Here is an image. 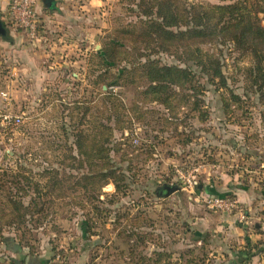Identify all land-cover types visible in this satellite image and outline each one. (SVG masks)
<instances>
[{
	"label": "rangeland",
	"instance_id": "1",
	"mask_svg": "<svg viewBox=\"0 0 264 264\" xmlns=\"http://www.w3.org/2000/svg\"><path fill=\"white\" fill-rule=\"evenodd\" d=\"M32 1L38 40L18 28L26 49L0 48V264H264V54L230 40L239 24L209 40L182 26L223 2ZM163 3L184 34L166 44L152 26ZM198 50L225 82L201 73ZM148 61L190 70L198 88L153 102ZM112 166L120 191L103 181Z\"/></svg>",
	"mask_w": 264,
	"mask_h": 264
},
{
	"label": "trees",
	"instance_id": "2",
	"mask_svg": "<svg viewBox=\"0 0 264 264\" xmlns=\"http://www.w3.org/2000/svg\"><path fill=\"white\" fill-rule=\"evenodd\" d=\"M223 4L214 7L215 10L204 7L201 5H198L196 9H198V13L195 15V17L191 16V20L184 22L182 24L183 27H190L192 25V28L187 31V36H193L197 38L202 39H213L215 36L219 37H226L227 36V30L230 28V26H234L235 24H239L238 31L236 34L232 36H228L230 40L238 45V48H241V45H247L251 44V46L256 48V51L258 48L260 51L264 54V44L260 47H258L256 44L259 43V38H262L264 40V27H262L260 24L258 25L257 22L253 21H263L262 19H259L257 16L259 13H263L264 11H257L253 14V12H249L247 10L246 1L241 0L237 1L236 3H229L230 0H221ZM172 8L166 3H163L159 6L158 9V18L161 22L153 23V28L156 30L155 35L163 38V43H167V40L171 39H180V36H184L183 33H181V26L179 21V16L174 11L171 10ZM217 14V15H214ZM215 16V17H214ZM197 18V21H196ZM214 21H217L216 24ZM248 21V22H247ZM180 26V27H179ZM256 29H253L252 27H255ZM172 28H176L177 31L176 35L172 33ZM0 37L5 41H11V38L8 36V34L3 33V31L0 29ZM213 42V40H212ZM163 44V45H164ZM165 46V45H164ZM242 49V48H241ZM198 53L201 54V52L198 50ZM260 52V54H261ZM104 60L110 61L108 63L109 67L116 66V63L114 61L109 60L110 57L107 56V53L105 52ZM203 60L201 59L198 67L201 68V73L206 76L207 78H218L222 80V82H225V77L222 74V68L219 63H213L212 60L207 57L203 56L201 54ZM258 57V56H257ZM197 59V58H196ZM149 63L145 65L144 70L146 79L149 80L150 84L149 87L146 90L145 95L152 97L153 102L157 103H163L164 105H167L169 100L171 99L170 91L173 89H183L188 88V85L191 84V88L197 89L198 86L193 82L195 80V74L191 73L188 69H182L179 66L174 65H166V66H160L156 61H148ZM106 64V63H105ZM143 65V66H144ZM150 68V69H148ZM140 69H128L127 67L122 70V72L125 73H131V71H139ZM193 84V85H192ZM200 84V82H199ZM211 84V83H209ZM204 86L200 85L199 88L202 89ZM171 89V90H170ZM166 91H168L166 93ZM172 92V91H171ZM163 96H167L163 97ZM110 141V139H109ZM108 141V143H109ZM108 155L109 158L112 157V153L115 151L113 148L109 147ZM111 160V159H110ZM112 170L106 171V173L103 175V181L105 184L113 183L115 185V188L117 191L121 190V182L125 181V175H117L115 166L111 168ZM115 169V171H114ZM163 192L167 193V189H162ZM23 248L21 244H18Z\"/></svg>",
	"mask_w": 264,
	"mask_h": 264
},
{
	"label": "built area",
	"instance_id": "3",
	"mask_svg": "<svg viewBox=\"0 0 264 264\" xmlns=\"http://www.w3.org/2000/svg\"><path fill=\"white\" fill-rule=\"evenodd\" d=\"M32 2V0H15L10 6V15L15 20L11 22L16 28L23 29L31 40H38L40 25ZM3 121L7 125L13 123L19 126L22 124V117L7 115ZM206 201L211 208L227 211L228 213H233L238 209L237 203L229 199L211 198Z\"/></svg>",
	"mask_w": 264,
	"mask_h": 264
},
{
	"label": "crops",
	"instance_id": "4",
	"mask_svg": "<svg viewBox=\"0 0 264 264\" xmlns=\"http://www.w3.org/2000/svg\"><path fill=\"white\" fill-rule=\"evenodd\" d=\"M8 1L9 0H0V11L5 10L6 6L9 3ZM6 22L7 21L1 20V12H0V29L3 31V33H5V31H6L8 36L11 38V41H5L0 37V48L3 49V51H5V49L10 48L11 55L14 53L15 54H21V52H23L24 49H26L25 46H24V48L19 47L21 44L20 41H22L21 39L24 37V35L22 36L21 33H18L17 32L18 28H16L15 26H12L11 30L9 31V29H8L9 26H6V24L11 25V21H9L8 23H6ZM13 58H14V56H13Z\"/></svg>",
	"mask_w": 264,
	"mask_h": 264
},
{
	"label": "water",
	"instance_id": "5",
	"mask_svg": "<svg viewBox=\"0 0 264 264\" xmlns=\"http://www.w3.org/2000/svg\"><path fill=\"white\" fill-rule=\"evenodd\" d=\"M46 3H47V5L50 3V2H53V0H44ZM166 189H167V191L169 192V193H174L175 191H176V188H173V187H166Z\"/></svg>",
	"mask_w": 264,
	"mask_h": 264
}]
</instances>
